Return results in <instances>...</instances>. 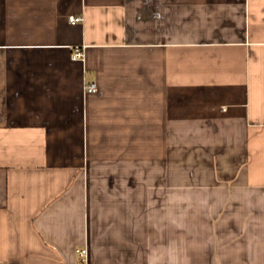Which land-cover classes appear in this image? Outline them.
Masks as SVG:
<instances>
[{
	"label": "crops",
	"instance_id": "0c3cea01",
	"mask_svg": "<svg viewBox=\"0 0 264 264\" xmlns=\"http://www.w3.org/2000/svg\"><path fill=\"white\" fill-rule=\"evenodd\" d=\"M0 264H264V0H0Z\"/></svg>",
	"mask_w": 264,
	"mask_h": 264
},
{
	"label": "built area",
	"instance_id": "2783aa9c",
	"mask_svg": "<svg viewBox=\"0 0 264 264\" xmlns=\"http://www.w3.org/2000/svg\"><path fill=\"white\" fill-rule=\"evenodd\" d=\"M83 20V16H77V15H70L69 16V21L73 24L82 21ZM85 53H84V49L82 46L80 45H75L73 46V58L75 59H82L84 57ZM87 91L88 92H95L97 90V86L95 82L89 83L87 84ZM79 256L82 258V260H85V256H86V249L85 248H81L78 251Z\"/></svg>",
	"mask_w": 264,
	"mask_h": 264
}]
</instances>
